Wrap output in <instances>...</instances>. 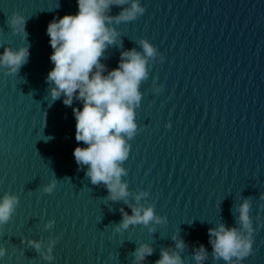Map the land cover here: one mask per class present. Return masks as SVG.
<instances>
[{"label": "water", "instance_id": "95a60500", "mask_svg": "<svg viewBox=\"0 0 264 264\" xmlns=\"http://www.w3.org/2000/svg\"><path fill=\"white\" fill-rule=\"evenodd\" d=\"M145 12L114 25L118 43L101 57L115 68L124 50H141L148 39L164 56L148 62L140 86L138 131L123 162L129 195L108 199L77 165L76 120L62 99L51 102L46 76L53 49L46 33L54 17L75 14L77 0H0L2 46L29 45L16 75L0 70V196L19 204L0 225L6 254L0 264H136L134 249L152 247L141 264H155L162 249H177L183 264H225L212 255L208 229L240 228L238 206L250 201L253 252L242 264H264V0H141ZM26 17V37L7 24L12 12ZM119 6H112L115 16ZM162 85L160 92H153ZM86 167V166H85ZM53 175L51 193L42 186ZM141 193L139 202L135 197ZM155 206L166 223L115 226L129 205ZM51 223V226H47ZM27 240H38L36 251ZM23 241V242H22ZM55 241L48 261L42 255Z\"/></svg>", "mask_w": 264, "mask_h": 264}, {"label": "clouds", "instance_id": "9594fccd", "mask_svg": "<svg viewBox=\"0 0 264 264\" xmlns=\"http://www.w3.org/2000/svg\"><path fill=\"white\" fill-rule=\"evenodd\" d=\"M112 6L120 11L111 15ZM77 12L54 17L47 25L46 33L53 49L50 61L53 67L46 76L48 96L51 102L62 99L65 106H73L77 100L82 107H73L76 120L75 139L78 143L73 150L77 165L84 168L85 175L93 185L103 184L108 191V199L119 200L129 195L127 183L121 177L126 174L123 162L129 157L130 143L138 131L136 108L142 100L140 86L149 77L150 59L163 60L164 56L146 38H141V50L135 48L120 53L117 66L108 69L102 63L105 50L118 43L119 32L114 25L135 20L145 12L141 0H77ZM7 24L14 33L26 37V17L20 12H12ZM0 51V70L16 75L27 63L30 55L29 45L19 47L3 45ZM162 85L153 87L160 92ZM86 166V167H85ZM58 181L53 178L42 186V191L51 193ZM141 193L135 197L139 202ZM19 204L16 194L6 192L0 196V225L7 223ZM131 214L122 208V219L115 226L120 233L130 225H144L152 230V225L166 223V217L156 214L155 206L129 205ZM250 201L245 198L238 206L240 228L224 223L208 229L212 255L225 264H242L243 258L253 252L254 228L251 224ZM51 226V223L49 225ZM175 240V249H162L155 264H183L180 252L184 241ZM23 242V241H22ZM36 251L41 250L38 240H27ZM55 241H51L42 255L48 261L52 255ZM153 249L141 244L134 249L136 264H141ZM6 254V247L0 244V257ZM207 250L200 244L193 253L196 264H203Z\"/></svg>", "mask_w": 264, "mask_h": 264}]
</instances>
